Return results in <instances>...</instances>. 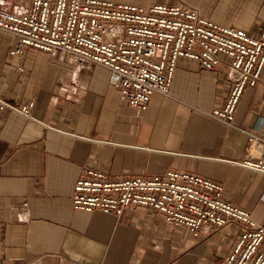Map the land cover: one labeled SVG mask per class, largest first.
I'll return each mask as SVG.
<instances>
[{"label":"crops","instance_id":"obj_1","mask_svg":"<svg viewBox=\"0 0 264 264\" xmlns=\"http://www.w3.org/2000/svg\"><path fill=\"white\" fill-rule=\"evenodd\" d=\"M113 1L181 3L251 34L264 23V0ZM30 2L0 0V8L17 15ZM15 42L0 30V97L19 106L33 101L34 108L31 118L0 112L1 264H224L234 226L195 238L146 208L120 217L76 211L72 192L86 165L111 178L190 171L218 182L225 199L264 222V174L240 164L249 147L245 131L264 118V78L246 88L232 127L208 115L230 93L223 63L207 71L180 59L171 97L155 94L140 112L100 65L80 67L36 49L15 58Z\"/></svg>","mask_w":264,"mask_h":264},{"label":"built area","instance_id":"obj_2","mask_svg":"<svg viewBox=\"0 0 264 264\" xmlns=\"http://www.w3.org/2000/svg\"><path fill=\"white\" fill-rule=\"evenodd\" d=\"M27 9L16 15L0 8V30L16 38L10 56L36 49L76 66L100 65L127 105L140 112L148 110L155 94L171 97L180 59L194 60L207 71L221 63L228 67L230 93L208 115L232 127L246 88L264 78V23L251 34L201 17L191 6L165 2L31 0ZM33 108V101L19 106L0 97V112L31 118ZM245 132L249 147L240 164L264 174V118ZM224 191L213 179L186 170L111 178L86 165L72 192V208L117 217L146 208L195 238L234 226L237 239L224 264H264V222L225 199Z\"/></svg>","mask_w":264,"mask_h":264},{"label":"water","instance_id":"obj_3","mask_svg":"<svg viewBox=\"0 0 264 264\" xmlns=\"http://www.w3.org/2000/svg\"><path fill=\"white\" fill-rule=\"evenodd\" d=\"M0 264H1V262H0Z\"/></svg>","mask_w":264,"mask_h":264}]
</instances>
